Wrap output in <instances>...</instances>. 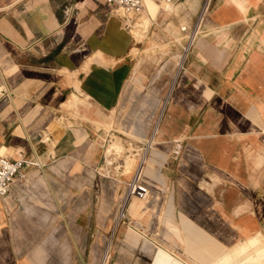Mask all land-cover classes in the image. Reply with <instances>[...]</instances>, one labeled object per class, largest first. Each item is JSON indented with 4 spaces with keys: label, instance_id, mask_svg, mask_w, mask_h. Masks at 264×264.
Listing matches in <instances>:
<instances>
[{
    "label": "crops",
    "instance_id": "obj_1",
    "mask_svg": "<svg viewBox=\"0 0 264 264\" xmlns=\"http://www.w3.org/2000/svg\"><path fill=\"white\" fill-rule=\"evenodd\" d=\"M151 1L155 3L143 0L150 24L160 14L175 15L185 7L194 9L195 16L198 8L195 0H181L177 2L181 5H170V10ZM83 2L0 0V155L16 158L21 154L29 180L27 184L13 182L9 192L0 196V264H53L46 260V247L26 250L17 240L20 221L34 219L36 211L38 220L50 221L52 207L73 225L67 226V232L76 264H96L101 249L104 231L95 225L100 214L96 207L88 211L87 199L100 159L93 136L98 125L109 126L107 116L99 119V114L112 111L136 50L125 56L129 45L124 44V33L113 19H108L102 38L89 28L83 37L81 20L75 26L76 35L65 38L67 22L71 17L78 21ZM185 22L182 18L178 29ZM168 26L167 34L176 38L174 26ZM203 30L186 57L178 91L170 95L171 84L150 135L137 137L151 144L153 156L157 154L152 145L172 147L179 142L181 177L174 181L161 162L154 170L153 158L139 156L140 165L144 159L152 164L148 175L141 174L150 211L137 215L128 202L126 217L139 229L119 227L110 241L107 264L257 261L260 249L248 242L258 238L262 243L264 232V218L251 204L253 197L264 193V0H212ZM149 36L145 50L170 42L160 30ZM87 47L111 56L106 58L101 51L80 55ZM98 53L106 65L86 70L88 58ZM183 60L181 55L177 65ZM164 103L166 111L158 127ZM57 105L72 108L78 118L69 117V124L58 125L53 121ZM122 149L111 138L102 151L104 165H111ZM129 158L134 154L124 156V174ZM76 159L87 164L71 172L78 167ZM206 173L210 174L207 181H196ZM164 176L170 181L161 201L154 193L165 186ZM69 183L79 184L82 193L59 201L51 185ZM262 249L264 254V245ZM235 250L240 255L237 260L231 258Z\"/></svg>",
    "mask_w": 264,
    "mask_h": 264
},
{
    "label": "rangeland",
    "instance_id": "obj_2",
    "mask_svg": "<svg viewBox=\"0 0 264 264\" xmlns=\"http://www.w3.org/2000/svg\"><path fill=\"white\" fill-rule=\"evenodd\" d=\"M103 1L105 0H84L83 8L81 9L82 14L80 17H78V21H74V19L71 17L65 27V38H69L73 34L76 35L75 26L79 24V20H81V24L84 29L80 31V34H83V37L86 36L87 29L89 28V32L92 31V33H95L100 38H102L104 36V31H106L105 29L108 19H113L116 25L119 26L120 30L124 33V44L126 46L129 45L125 56L127 57L136 50V53L129 59V64L131 66L130 73L128 75L129 77L123 84L117 97V101L113 107L109 109L112 111H102L99 114V119H102V115L107 116L109 126L104 128L102 125H98L99 131L93 136L94 141L98 146L100 159L95 166L97 176L93 180V188H90L87 196L88 202H90L88 211H92L95 207L97 208V211L100 215L97 218L95 225L99 227L100 230L102 229L104 231V239L101 243V249L95 263H97L105 245L107 243L110 245V241L115 238L119 227L126 226L122 223V219L116 223L118 213L117 211L122 201L121 199L125 188V183L129 179L134 167L138 163L139 156L143 155L144 158H153L155 160V163H153L154 170L157 167V163L161 162V166L166 167L171 172L174 181L176 180V176L181 177L179 171L180 167H178L180 156L177 155L174 157V155L171 153L172 147L169 144L166 145L165 143H160L152 145L155 148V152L157 154L153 156L152 154L154 152L151 154V144L141 141L137 139V137L147 138L150 135L156 116L159 113L161 102L164 101L171 84L172 87L170 90V95L173 96L174 93L178 91V86L182 81V73L185 70L186 57L192 48L191 46L187 52L182 50V47L185 46V37L187 32L179 31L178 27L180 23H182V18L186 20L183 25L188 28L192 26L195 18V16L192 15L194 9L188 10L185 7L178 10L177 14L175 15L170 14L168 16H164L160 14L156 18L155 23H149L146 28H140L136 24L139 23L141 15L145 14V12L141 11L137 14L131 15L130 19H126L119 12H113L112 8L105 5ZM71 2H73V0H66L67 5H69ZM151 2L153 5L157 3L159 6L167 10H170V5H181L179 3L167 5L165 3H159L156 0L155 3L153 1ZM167 24L169 26L170 24L174 26L175 30L177 31V39L167 34L165 28L167 27ZM91 26L96 28L91 30ZM153 30L154 32L156 30L163 31L165 35H168L170 42L163 48L156 46L153 49L145 50L146 40L150 38L149 35H151ZM200 30L201 31L198 32L197 36L204 33L203 26ZM118 38H120V35L117 34V39ZM95 51H101L103 53L101 49H95L90 52V48L87 47L81 52L80 55H85L88 52H90L88 54L90 55ZM181 55L184 56V60L182 64L178 66L177 61ZM109 56L111 55L107 54L105 57L109 58ZM92 65H106V61L103 59L102 55L98 53L94 57L88 58L85 64L86 70H88ZM82 97L85 99V102H89L86 97L83 95ZM181 97L191 99V96L186 97L182 95ZM88 106L89 103L87 108H89ZM79 109L82 108L79 107ZM73 111L74 110L72 108H62L57 105L54 110L53 121H56L58 125H61V123L64 122L65 124H69L67 118H78V116L75 115ZM165 111L166 109L164 103L158 127L165 114ZM261 129L264 131L263 126ZM261 129H259V131H261ZM129 133L135 137H132L129 135ZM111 138H116L122 144L123 149L119 154L114 155L115 159L112 161L111 165L105 166L103 162L102 151L109 143ZM130 153L134 154L135 159H127L124 174V167L122 166L124 156L130 155ZM162 154L165 155L163 159L160 158ZM76 160L78 167L75 170L73 169L71 172H75L78 169L84 167V164H87L83 160ZM143 163L142 172L148 175V170L152 169L151 160L144 159ZM139 166H142V164L140 165L139 163ZM207 177H210V174H202L198 177V179H196V181L203 183L204 181L208 180ZM28 181L29 180H26L27 183ZM168 181H170V179L164 176L165 186L162 188V190L154 193L158 200L160 198V200L163 201L165 198L167 192L166 183ZM26 182L25 184H27ZM62 185L63 186L59 184L51 185L53 191H55L57 194V199L59 201H61V197L65 198L69 195L73 196L75 192L82 193L83 191H80L81 186L79 184L69 183L68 185ZM146 199L147 198L144 197L133 198L130 205V210L136 209L135 213L137 215H141V213L146 215L150 211H147L146 209ZM251 204L255 211H257V214L264 218V193L262 196L258 197V199L257 197H253ZM248 206L252 208L251 205ZM154 209L155 206L152 205L151 211ZM142 210L143 212H141ZM60 212L61 211L56 207H52V210L50 211V221L41 222L38 220V215L40 213L37 211L34 219L29 221H20V223H18L19 236L17 240H19L21 248H25L26 250H34V247H46L48 252L46 254V260L49 261V259H51L53 264H73V262L76 264L73 245H71L67 232V226L69 225L73 227V225L71 222L68 223L66 218L63 220L61 218ZM21 215L22 217H28L23 212H21ZM68 230H70V228H68ZM262 234V245H264V232ZM239 256L235 257L234 260H237ZM261 260H263V258Z\"/></svg>",
    "mask_w": 264,
    "mask_h": 264
},
{
    "label": "built area",
    "instance_id": "obj_3",
    "mask_svg": "<svg viewBox=\"0 0 264 264\" xmlns=\"http://www.w3.org/2000/svg\"><path fill=\"white\" fill-rule=\"evenodd\" d=\"M159 3L174 4L181 0H156ZM198 2V8L195 13L194 22L191 27L182 25L179 29L181 32H187L185 37V46L182 47L184 52H187L192 46L197 34L203 26V23L207 17V13L210 10L212 0H195ZM107 6L111 7L113 12H119L126 19H130V16L137 14L143 9L142 0H105ZM181 145L179 142H175L172 146L171 153L176 157L179 155ZM143 156V155H142ZM139 161L134 167L129 179L125 183V188L122 195V201L117 213V222L122 219V222L126 226H129L135 230H138L135 226V221L126 217V209L131 196L137 198H147L148 189L141 182V166ZM24 159L21 154H18L16 158L0 155V196H4L9 192L10 186L13 182H25L26 175L24 172ZM31 165H36L33 161H29ZM139 166V167H138ZM110 257L109 243L106 244L102 250V253L96 264H107Z\"/></svg>",
    "mask_w": 264,
    "mask_h": 264
},
{
    "label": "bare ground",
    "instance_id": "obj_4",
    "mask_svg": "<svg viewBox=\"0 0 264 264\" xmlns=\"http://www.w3.org/2000/svg\"><path fill=\"white\" fill-rule=\"evenodd\" d=\"M142 2H143V0H142ZM167 5H170V4H167ZM143 7H144V3H143ZM145 9L143 8V10H142V12H145L144 11ZM149 18H148V16H147V13L145 12V14H142L141 15V19L139 20V23L138 24H136V25H138V27H144V28H146L147 27V25L150 23L149 22ZM96 61V60H95ZM97 62V61H96ZM144 164V163H143ZM143 164H142V166H141V171H143ZM133 198H137V197H134V196H131V198H130V202L132 203V200H133ZM143 198V197H142ZM131 203H130V205H131ZM141 212H143V210L141 211ZM140 212V213H141ZM140 215V214H139ZM118 220V219H117ZM116 223H117V221H116ZM248 244H249V246L250 247H252L253 249H260V252L258 253V255H257V261H256V263L255 264H261L260 263V261L262 262L263 260H261L262 258H264L263 256H264V254H263V249H262V247H263V245H262V243H261V241H259L258 240V238H255V239H252V240H250V242H248ZM247 244V245H248ZM238 250H235V253L233 254V255H231V258H235V257H238L239 255H238ZM248 253V252H247ZM253 254V253H252ZM252 258H250V260H251Z\"/></svg>",
    "mask_w": 264,
    "mask_h": 264
}]
</instances>
